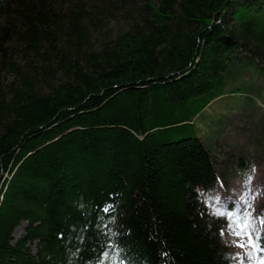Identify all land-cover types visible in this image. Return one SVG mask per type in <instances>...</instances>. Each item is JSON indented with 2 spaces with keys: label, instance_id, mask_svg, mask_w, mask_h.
Returning a JSON list of instances; mask_svg holds the SVG:
<instances>
[{
  "label": "trees",
  "instance_id": "16d2710c",
  "mask_svg": "<svg viewBox=\"0 0 264 264\" xmlns=\"http://www.w3.org/2000/svg\"><path fill=\"white\" fill-rule=\"evenodd\" d=\"M262 104L264 0H0V264H96L101 216L134 264H232L204 192Z\"/></svg>",
  "mask_w": 264,
  "mask_h": 264
},
{
  "label": "snow or ice",
  "instance_id": "6c2138e0",
  "mask_svg": "<svg viewBox=\"0 0 264 264\" xmlns=\"http://www.w3.org/2000/svg\"><path fill=\"white\" fill-rule=\"evenodd\" d=\"M255 168L252 169V173ZM253 175L245 174L242 178L241 187L243 192L239 194V199L232 201L231 198L222 200L219 195L208 193L205 203L217 201L219 205H214L212 215L222 217L226 221L227 231L235 237L231 242L232 246L241 249V252L234 253L226 259L235 260L237 264H264V215H254L253 200L260 195L259 189H252ZM222 186V185H221ZM103 212L110 211L109 207L102 209ZM100 234L105 237L106 248L101 252L96 264H134L132 259L121 255L124 249L112 238L117 235L109 227V224L103 222L100 218ZM114 222V219L113 221ZM260 225L258 228L257 225ZM224 235V229L221 230Z\"/></svg>",
  "mask_w": 264,
  "mask_h": 264
},
{
  "label": "rangeland",
  "instance_id": "374dc122",
  "mask_svg": "<svg viewBox=\"0 0 264 264\" xmlns=\"http://www.w3.org/2000/svg\"><path fill=\"white\" fill-rule=\"evenodd\" d=\"M126 11H120L117 15L109 17L104 23L103 26L94 32V45H100L101 41H103L105 36L116 35L120 31L128 29L130 22L132 21L131 17L127 15L126 18ZM14 60L17 63L22 62L21 56L14 57ZM24 64V62H23ZM2 81L7 85L11 82H17V77L13 72L6 71L3 74ZM45 90V87H42ZM262 107L264 105L262 104ZM236 133V132H229V136L226 139L229 143L228 151H231L230 147L232 146H242L245 150V153L249 156L254 155L255 157L251 161H245L243 165L238 164L236 168L230 171V177L225 178L224 176V186H220L216 184L211 190L204 192V204L207 207L208 211L211 213L214 210V205H219L217 201H212L211 203L206 204L205 199L208 193L216 194L221 197L222 200L227 198H231L232 201H236L239 199V194L243 192V188L241 187L242 178L245 174H252V189L256 191L259 189L260 195L253 200V208L255 209L254 215H264V144L256 145L255 143L248 140L249 137L248 133ZM232 155V154H231ZM232 158L235 159V155H232ZM255 168V172L252 173V169ZM26 223H22L21 226H18L14 231V239L18 240L20 237L23 236L25 233ZM257 227L259 228L260 225L258 224ZM224 235H221L224 243L228 246L230 250V256H232L236 252H241L242 250L232 246V235H230L227 231V227L225 226ZM234 238V237H233ZM234 240V239H233ZM232 264H237L235 260H232ZM247 264V261H245Z\"/></svg>",
  "mask_w": 264,
  "mask_h": 264
}]
</instances>
